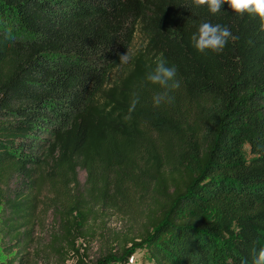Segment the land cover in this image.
I'll return each instance as SVG.
<instances>
[{"label":"trees","instance_id":"obj_1","mask_svg":"<svg viewBox=\"0 0 264 264\" xmlns=\"http://www.w3.org/2000/svg\"><path fill=\"white\" fill-rule=\"evenodd\" d=\"M187 2L0 0L1 246L21 248L45 186L64 255L90 209L149 194L137 234L94 264L134 250L145 264H251L264 247V21ZM205 21L237 37L222 54L193 46ZM160 53L181 86L155 108L145 74Z\"/></svg>","mask_w":264,"mask_h":264},{"label":"rangeland","instance_id":"obj_2","mask_svg":"<svg viewBox=\"0 0 264 264\" xmlns=\"http://www.w3.org/2000/svg\"><path fill=\"white\" fill-rule=\"evenodd\" d=\"M138 42L136 36L133 48ZM76 180L82 186L85 174L78 172ZM47 191L45 186L36 190L37 208L28 234L19 243L21 248L15 247L13 242L7 246L6 240L4 246L0 245V264H77V259H81L83 264H94L104 252L121 246L129 237L137 234L142 205L149 196L138 191L129 194L126 201L119 202V210L101 209L99 206L90 209L84 223L85 237L75 243L77 255H64L63 250L51 240L54 233V206L50 202L52 195L47 194ZM62 203L61 197L54 202L58 206ZM127 264H145L141 252L134 250Z\"/></svg>","mask_w":264,"mask_h":264},{"label":"clouds","instance_id":"obj_3","mask_svg":"<svg viewBox=\"0 0 264 264\" xmlns=\"http://www.w3.org/2000/svg\"><path fill=\"white\" fill-rule=\"evenodd\" d=\"M224 4L236 15L243 17L245 14L258 17L264 21V0H188L183 6L186 8L205 7L212 15L219 14ZM264 29V24H262ZM4 35L9 40H14L11 27L4 29ZM237 39L227 26L219 23H211L209 21L201 22L195 33L191 35V41L195 49L199 53H212L215 55L222 54L230 40ZM120 63H127L130 59L128 52L120 55ZM154 67L145 74L147 84L155 86L152 96L153 107L159 108L165 104L174 102L173 92L181 86L180 80L177 78L178 69L174 64L164 58V54L160 53L154 60ZM140 98L138 94H134L131 101L128 114L124 117L125 121L131 120V113L139 104ZM251 264H264V247H253L250 252ZM241 264H249L247 258L241 260Z\"/></svg>","mask_w":264,"mask_h":264}]
</instances>
